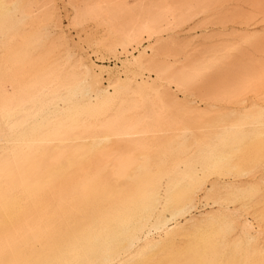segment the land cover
<instances>
[{
    "label": "bare ground",
    "instance_id": "6f19581e",
    "mask_svg": "<svg viewBox=\"0 0 264 264\" xmlns=\"http://www.w3.org/2000/svg\"><path fill=\"white\" fill-rule=\"evenodd\" d=\"M59 4L120 61L106 88L59 36ZM254 5L0 0V264H264ZM196 21L249 28L195 46L178 34Z\"/></svg>",
    "mask_w": 264,
    "mask_h": 264
},
{
    "label": "rangeland",
    "instance_id": "374dc122",
    "mask_svg": "<svg viewBox=\"0 0 264 264\" xmlns=\"http://www.w3.org/2000/svg\"><path fill=\"white\" fill-rule=\"evenodd\" d=\"M254 3L255 5L253 7L246 8L248 14L256 16V25L254 27L249 28L245 24H238L234 25L235 28H233V26H230L231 28H223L222 31L220 27H218L219 29L217 27H214V30L212 28H203L201 23H198V21H196L195 23H191V27L189 24L186 29L182 30L181 32H184H180L178 34V37L180 36V39L187 41L191 40L192 38L195 42L193 40L191 41L194 42L195 46H202L204 44H222L223 41H221V39L223 40V38L225 37V39H229L231 34L244 32V30L248 28L249 30L254 29L255 31H257L261 27L257 32L264 33V0H254ZM59 8L61 9L62 13L63 26L58 31V34L60 33L59 36L64 39V41L70 47V50L75 54L78 59L81 60L85 68L90 71L92 85L94 87L106 88L108 82L113 79V77L116 78L117 76L121 75L119 73V67L121 66L120 61H117V58L110 54L107 50L96 45L98 39L101 36L100 28L96 27L92 23L87 24L84 27H72L70 25V22L68 21V16L70 15V13H67L68 9L64 6V4H59ZM259 10L262 12H258ZM236 27L241 28V30L239 29V31ZM211 39L213 41H211ZM218 40L220 41L218 42ZM209 41H211L212 43L209 44ZM120 60L123 61V57H121ZM200 206L198 211L194 214H198L199 211L201 212V210L202 212H205V210H210V207L208 208Z\"/></svg>",
    "mask_w": 264,
    "mask_h": 264
}]
</instances>
